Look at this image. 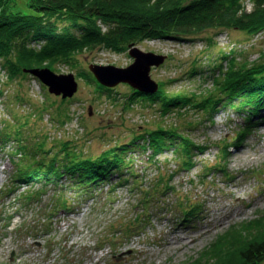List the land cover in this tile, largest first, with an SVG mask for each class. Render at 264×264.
I'll return each mask as SVG.
<instances>
[{
    "label": "rangeland",
    "instance_id": "obj_1",
    "mask_svg": "<svg viewBox=\"0 0 264 264\" xmlns=\"http://www.w3.org/2000/svg\"><path fill=\"white\" fill-rule=\"evenodd\" d=\"M244 5L250 12L251 2L244 0ZM137 46L167 56L164 64L151 70L152 79L165 83L167 93L199 95L213 90L214 78L228 69L231 58L258 62L264 53V31L251 35L220 28L189 41L146 39ZM76 60V67L59 64L54 71L74 74L78 80V92L65 103L33 75L8 80L0 62V130L6 126L11 130L9 142L0 140V264H180L196 257L218 235L264 215V110L245 112L221 104L210 118L188 108L180 110L182 115L178 109L163 115L158 101H130L134 89L128 84L102 92L78 77L79 72L91 73V64L128 67L135 61L129 49L121 54L105 50L82 54ZM25 121L26 143L45 141L46 148L56 152L58 143L66 142L91 159L160 126L177 127L205 148L191 153L194 165L188 170L182 166V155L172 150L153 160L150 150H134L130 156L136 176H115L77 197L71 188L64 189L67 181L61 182L65 194L54 184L19 187L11 182L13 155L19 148L14 134ZM190 122L192 126L187 125ZM240 135L239 144L230 142ZM226 146L229 153L222 157L220 149ZM219 165L224 172L217 167L211 176L205 175ZM7 186L14 191L6 192ZM41 189V200L24 207L21 195ZM58 195L74 207L51 211V201ZM207 210L216 214L209 223L201 217ZM221 215L227 217L219 222ZM173 226L188 238L169 247L172 237L179 239L165 235Z\"/></svg>",
    "mask_w": 264,
    "mask_h": 264
},
{
    "label": "trees",
    "instance_id": "obj_2",
    "mask_svg": "<svg viewBox=\"0 0 264 264\" xmlns=\"http://www.w3.org/2000/svg\"><path fill=\"white\" fill-rule=\"evenodd\" d=\"M249 1L252 4L250 12L246 10L244 0H0L1 67L7 79L12 81L19 76H28L23 73L25 68L57 71L59 64L76 67V57L79 55L104 50L121 54L130 45L140 44L146 39L189 41L206 30L220 28L243 30L256 35L264 31V0ZM33 42L41 44L40 48L33 46ZM259 61L239 62L238 58H231L228 69L214 78V88L207 94H169L165 91V83H161L155 95H144L134 90L130 101L137 98L158 101L163 115L174 109H178V114L182 115L183 111L180 110L188 108L206 112V118H210L221 104L245 112L248 109L255 112L264 110V53ZM196 72L193 69L192 73ZM78 77L93 82L102 92L112 90L100 85L89 72H79ZM237 100L241 101L239 105L234 103ZM65 117L70 118L68 115ZM59 122L64 123L65 120ZM26 124L27 121L18 125L19 130L14 134L19 148L13 155L15 172L11 182H39L43 188L54 184L60 187L59 193L65 194L61 182L67 181L64 189L71 188L77 197L94 186L112 182L115 176L122 179L125 174L133 175L134 162L130 155L134 150H150L149 160L172 150L182 155V166L188 170L194 165L191 153L205 148L194 143L177 127L160 126L136 136L129 143L105 151L97 159H91L72 150L71 144L66 142L60 141V149L56 152L47 149L45 141L26 143L22 133ZM187 125L192 126L193 123ZM10 132L8 126L0 130L3 143L11 139ZM231 141L239 144L242 136ZM220 152L222 157H226L229 146L223 147ZM18 154H22V157H17ZM217 167L224 172V166L219 165L205 171V175L211 176ZM117 184L118 181L114 185ZM6 190L14 191L9 186ZM43 192L42 189L29 191L19 200L24 207L35 205L41 200ZM59 197L51 201V211H67L74 207L72 201L68 204ZM263 262L264 215L218 235L196 257L180 264Z\"/></svg>",
    "mask_w": 264,
    "mask_h": 264
},
{
    "label": "water",
    "instance_id": "obj_3",
    "mask_svg": "<svg viewBox=\"0 0 264 264\" xmlns=\"http://www.w3.org/2000/svg\"><path fill=\"white\" fill-rule=\"evenodd\" d=\"M129 55L135 61L128 67L120 68L112 65L91 64L89 69L95 74L96 80L107 88L128 84L142 94H156L160 89V85L152 79L151 70L153 67L157 68L164 64L167 56L145 52L135 44L130 45ZM24 72L39 79L49 87L51 94L63 99L74 97L78 91L79 84L74 74H56L50 68L24 69Z\"/></svg>",
    "mask_w": 264,
    "mask_h": 264
},
{
    "label": "bare ground",
    "instance_id": "obj_4",
    "mask_svg": "<svg viewBox=\"0 0 264 264\" xmlns=\"http://www.w3.org/2000/svg\"><path fill=\"white\" fill-rule=\"evenodd\" d=\"M233 185L238 187V186H240V183L238 181H234ZM223 210H225V208H223ZM201 217L203 218L204 222H208L209 223L210 221L214 220V218L216 217V214H214L212 210H207L204 214H202ZM224 217L226 218L227 216L226 215H224V216L221 215V219L217 218V221L221 222ZM183 233L184 232H180V227H178V226L171 227V231L166 232L165 235H171V236L177 235V236H179V239L176 240V239H174V237H172L173 238V242L171 244L169 243V247H172V246H174L176 244H179V243H184L185 239L188 238V237H186Z\"/></svg>",
    "mask_w": 264,
    "mask_h": 264
}]
</instances>
